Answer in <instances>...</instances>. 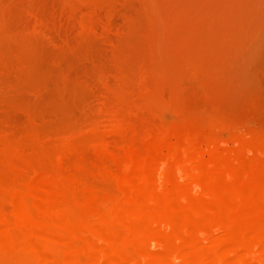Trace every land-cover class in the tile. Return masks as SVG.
Here are the masks:
<instances>
[{
	"label": "bare ground",
	"instance_id": "bare-ground-1",
	"mask_svg": "<svg viewBox=\"0 0 264 264\" xmlns=\"http://www.w3.org/2000/svg\"><path fill=\"white\" fill-rule=\"evenodd\" d=\"M117 1L63 0L87 34ZM139 2L128 82L101 74L51 113L31 107L38 90L0 97V264H264V91L236 86L264 0ZM51 27L6 13L0 56L32 63Z\"/></svg>",
	"mask_w": 264,
	"mask_h": 264
},
{
	"label": "rangeland",
	"instance_id": "rangeland-1",
	"mask_svg": "<svg viewBox=\"0 0 264 264\" xmlns=\"http://www.w3.org/2000/svg\"><path fill=\"white\" fill-rule=\"evenodd\" d=\"M31 7L45 15L52 27L39 40L32 63L18 64L15 47L0 56V74L12 87L11 93L0 94L1 99L11 94L9 98L16 101L38 90L31 107L51 113L92 99L100 91L97 77L101 74L115 73L125 82L136 74L144 56L139 0H118L115 13L102 16L108 29L91 34L79 32V12L63 0H0V20L6 13H24ZM252 39L254 47L246 51L245 69L236 84L247 93L264 91V29Z\"/></svg>",
	"mask_w": 264,
	"mask_h": 264
}]
</instances>
